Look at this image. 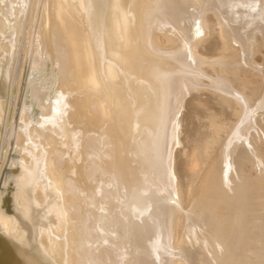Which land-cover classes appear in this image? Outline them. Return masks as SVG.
Returning <instances> with one entry per match:
<instances>
[{
  "label": "bare ground",
  "instance_id": "1",
  "mask_svg": "<svg viewBox=\"0 0 264 264\" xmlns=\"http://www.w3.org/2000/svg\"><path fill=\"white\" fill-rule=\"evenodd\" d=\"M32 3L37 26L32 30L29 23L27 33L22 30L9 80L5 68L12 57L3 50L8 51L13 40L7 12L14 3L0 0V127L3 119L6 127L16 82L17 118L9 135L14 143L26 144L21 156L11 150V163L2 174L0 166V264H187L199 251L209 254L205 263L264 264L263 230L256 237L246 230L230 237L225 222L236 220V226L245 229L251 224L248 216H254L261 228L255 208H261L264 191L259 189L264 184V74L262 81L248 78L254 84L250 81L245 92L234 89L233 74L217 76L213 87L237 97L239 112L228 110L236 113L232 118L218 114L214 95L207 96L205 108L193 106L203 121L183 134L185 146L174 148L181 144V95L187 96L188 89L202 83L199 77L209 74L196 54L201 46L197 39L215 21L214 49L239 48V59L232 53L220 55L219 72L238 71L236 64L248 62L252 51L264 45V0ZM19 5L22 16L26 4ZM23 46L25 58L18 65ZM25 61L32 68L25 73L27 79L54 78L47 102L42 83L41 88L35 84L19 93ZM27 91L33 99L39 97L34 127ZM220 98L225 104L235 101ZM55 140L59 144L51 153ZM176 155L184 171V200L173 175ZM247 169L256 174L253 193L241 190ZM211 221L212 230H203ZM223 241L231 246L228 263L217 251ZM241 247L252 249V261L246 263L240 256Z\"/></svg>",
  "mask_w": 264,
  "mask_h": 264
},
{
  "label": "rangeland",
  "instance_id": "2",
  "mask_svg": "<svg viewBox=\"0 0 264 264\" xmlns=\"http://www.w3.org/2000/svg\"><path fill=\"white\" fill-rule=\"evenodd\" d=\"M12 3H14V7H13V9H11L12 11H9V12H7V16H8V19H9V21H10V24H11V33H12V37L11 38H13V40L11 41V46H10V49L7 51V50H3L4 52H6V54H8L10 57H12V59L8 62V64H7V68H5V74L6 75H8V76H10L9 77V80H10V78H11V76H12V73H13V69L11 68V67H14L15 66V64H16V57H17V48L19 47V45H20V39H21V34H22V30H24L23 32L24 33H27V31H28V28H30V26H31V29L32 30H34L35 29V27L37 26V22H36V12H37V9L35 10L33 7H34V3H32V2H35L34 0H10ZM22 1H24L25 2V6H26V13L24 14V15H22V16H20V14H19V10H20V5H19V2H22ZM28 1V2H27ZM27 2V3H26ZM29 4H31V6H29ZM28 7H29V10H28ZM32 8V9H31ZM27 11H28V13H27ZM35 11V12H34ZM30 12V13H29ZM207 13V15H208V18H209V21L211 22V21H214L213 20V18H212V16H211V13L210 12H208V11H206ZM13 13V14H12ZM33 13V14H32ZM209 13V14H208ZM26 14L28 15V16H26ZM35 15V16H34ZM25 16H26V20H27V26H25V28L26 29H23V23H24V20H25ZM34 18H33V17ZM13 21H12V20ZM210 19H212V20H210ZM31 21H33V22H31ZM210 22L208 23V25H211V24H214L213 26H208L209 28L208 29H206L203 33H202V35H201V37L200 38H198L197 39V42H196V45L198 44V42L199 43H201V46L200 45H197V46H199V48L196 50V54H198L200 57H202V64H201V67L204 69V71L206 72V71H209L208 73L209 74H207V76L206 75H202V76H200V77H202L201 78V80L203 79V81H201L200 80V77H199V81L200 82H202V83H197V85L195 84V86L196 87H198L197 89H196V87L194 86L193 88L191 87L190 88V92H188L189 91V89L187 90V96L185 95L186 94V92H184V95H181V98H183V99H181V103H182V106H183V110H182V113H183V117H181V119H180V122H179V135H178V138L181 140V144L180 145H176L174 148H175V150L177 151V150H179V149H181L183 146H185V138L184 137H182L183 136V134H187V132L189 133V131L191 132H193V128L194 127H196L200 122H202L203 121V118L201 117V118H198L197 117V113H196V111H195V109H200V107L199 106H201V107H204L205 108V106H204V102H205V98H207V96H208V98L209 97H211V96H213L214 95V97H212V103H213V101L214 102H216L217 104H215V110H216V112L218 113V114H221V115H224V116H228V117H230V118H232L233 116L235 117L236 116V113H233V112H239V106H240V103H239V101H238V99H235V98H237V97H235L234 95H232V94H227V93H225V92H223V91H220V89L218 90V88H216L215 86L213 87V85H212V82H213V80H216V78H217V76H219V77H222V75L223 76H227V77H229V76H231L232 74V76L229 78L230 80H231V83H232V85H233V87H234V89L237 91V92H245L246 91V89L247 90H249L248 88H250L252 85H251V82H252V84H254V79L256 80V79H261V81L263 80V78H262V76L260 77V74L262 73V75L264 74V45H261V46H258L257 48H255V49H257V50H253L252 51V53L254 54H251L252 55V57H250L251 59L248 61L249 62V64H248V62H243V65L246 67V66H248L249 68H244V66L242 65V62H239V63H237V64H239L238 66H237V64H236V67H238V71H236L235 70V68L234 69H232L231 71H226V72H224L225 70H223V72L224 73H226V74H224L223 72H219V71H222V69H221V66H219L220 65V55L221 54H227V53H232L233 55H235V56H237V52H235L236 50H238L239 48L238 47H235L236 49H234V48H231L230 50H227L226 52H223V51H221V50H216L217 48L214 46L215 45V43H214V39H215V37H212L213 35H214V31L213 32H211V29H214V30H216L215 28L217 27L218 28V26L215 24L216 22L214 21L213 23L211 22V24H210ZM29 23H30V26H29ZM32 23V24H31ZM21 26V27H20ZM215 26V27H214ZM213 27V28H212ZM219 33V32H218ZM20 37V38H19ZM213 40V42H212V40ZM154 40L157 42V39H155L154 38ZM201 41V42H200ZM209 41V42H208ZM203 43H205V44H203ZM210 43V45H208ZM203 45V46H202ZM204 46H205V48H204ZM27 47V46H26ZM24 46H23V49L22 48H20V57H18V65L20 64V61L21 60H23L24 58H25V50H24ZM28 48H31L30 47V45L28 46ZM211 48V49H210ZM214 48H216V49H214ZM238 48V49H237ZM259 48H262V49H260V51H259ZM208 49V50H207ZM213 49V50H212ZM24 50V51H23ZM216 50V51H215ZM3 51H0L1 53H3ZM23 51V52H22ZM214 53H213V52ZM256 53H255V52ZM258 51V52H257ZM263 51V52H262ZM208 54H207V53ZM218 52H220V53H218ZM0 53V54H1ZM201 53V54H200ZM263 53V54H262ZM24 54V55H23ZM215 56H214V55ZM206 55V56H205ZM210 55V56H209ZM24 56V57H23ZM214 56V57H213ZM205 57H209L210 58V60H207V58H205ZM218 57H219V59H218ZM215 58V60H213V59ZM206 59V60H205ZM213 61H212V60ZM217 59V60H216ZM237 59H239V57L237 56ZM252 60H254V61H252ZM254 63V64H256V66H257V68H256V66H254V64L252 63V62ZM259 61V62H258ZM15 62V63H14ZM205 62H209L208 64L209 65H207V63H205ZM211 62L213 63H215V65L214 64H212L213 66H215L214 67V69L212 68V66H210L211 65ZM217 62V63H216ZM25 63H26V66H25V69H24V75H23V77L25 78V79H22V82H21V90L19 91V93H23V91L24 90H29L30 89V86L31 85H37V87H39V88H41V86H42V88H41V91H45V95H47V96H45L46 98L44 99V97H43V102L45 101V102H47L48 100H49V96L51 95V93L53 92V90L55 89V88H53L54 87V78H47V79H45V82H44V79H40V77L39 76H37V77H34V78H30V79H27V75L25 74L26 72L28 73V69H29V65H28V63L29 62H26L25 61ZM219 63V64H218ZM13 64V66H11ZM204 64V65H203ZM217 64V65H216ZM253 64V65H252ZM261 65L262 64V69H263V71L261 72L260 71V67L261 66H259L258 67V65ZM6 65V64H5ZM206 65V67H204ZM251 65V66H250ZM207 66H209V67H207ZM241 66H243V68L241 67ZM4 67H6V66H4ZM28 67V68H27ZM220 67V68H219ZM206 68L208 69V68H210V70H206ZM239 68H242L241 69V71L239 72ZM257 69L258 71H260V73L259 72H256L257 73V75L255 74V71H257V70H254V69ZM260 68V69H259ZM9 69V70H8ZM216 69V70H215ZM218 69V70H217ZM237 69V68H236ZM29 70H32V68H30ZM213 72V73H211V72ZM235 71H236V73H235ZM215 72H217L218 73V75H217V73L215 74ZM254 72V73H253ZM40 73H42V71L40 72ZM220 73H221V75H220ZM231 73V74H230ZM239 74V73H241V74H239V75H236L235 76V74ZM29 74H30V71H29ZM229 74V75H228ZM25 75H26V77H25ZM240 75H241V77H243L242 79L241 78H239L240 77ZM256 75V76H255ZM255 77V78H254ZM235 78V79H234ZM236 78H238V79H236ZM250 78H253L252 80L253 81H251V80H249ZM53 79V80H52ZM37 80H39V81H37ZM40 80H42L41 82H40ZM237 80V81H236ZM242 82H241V81ZM248 80V81H247ZM208 81V82H207ZM240 82V83H237V82ZM251 81V82H250ZM24 82V83H23ZM39 82V83H38ZM51 82V83H50ZM25 83H27V84H25ZM31 83V84H30ZM38 83V84H37ZM42 83V84H41ZM48 83V84H47ZM207 83V84H206ZM243 83V84H242ZM247 84V86H244V85H246ZM17 83L15 82V83H13V88H12V99L10 100V103H11V107H10V110H9V116H8V119H7V123H6V127H5V129H4V127L2 126V125H4L3 123H4V119L2 120L3 121V123H2V125H1V127H0V137L2 138V136L4 135V138L2 139V141H1V139H0V143L1 142H3V145H2V147H1V152H0V160L2 161V164H1V162H0V166H1V174L2 173H4L5 172V170L8 168V165L11 163V161L9 160V156L11 155L10 153H11V150H19L20 152V154H18V156H21V150H23V148L26 146V144H23V145H18V144H16V143H14L15 141H14V139H12L13 138V136L11 137L10 135H9V129H10V127L12 128V126L14 127V125H15V123H16V118H17V115L15 114L16 112H14L13 111V102H14V97H15V93H16V88H17V85H16ZM39 84H41V86L39 85ZM44 84V85H43ZM211 84V85H210ZM239 84H242L243 86H241V85H239ZM39 85V86H38ZM45 85H46V87L48 86V88L50 87V88H52V90L49 88H45ZM52 85V86H51ZM200 85V86H199ZM249 85V86H248ZM43 86H44V88H43ZM210 86H212L213 88H214V90H216V91H214L213 90V88L211 89L210 88ZM245 87V88H244ZM25 88V89H24ZM216 88V89H215ZM23 89V90H22ZM46 89H47V91H49V94H48V92H46ZM193 89H195L194 91H195V93H194V91H193ZM200 89H202V90H200ZM198 90L200 91L199 92V94H200V97L202 96L203 98L202 99H200V97H196V96H198ZM208 90V91H207ZM210 90V91H209ZM206 93H205V92ZM212 91H214L213 93H211ZM217 91H219V92H217ZM51 92V93H50ZM191 92H193L192 93V95H190L191 94ZM209 92V93H208ZM221 92H223V93H221ZM28 93V94H27ZM188 93H190L189 95H188ZM215 93V94H214ZM225 93V94H224ZM183 94V93H182ZM218 94V95H217ZM229 97H228V96ZM184 96V97H183ZM216 96H217V99H220V100H216L215 98H216ZM218 96H219V98H218ZM225 97V99H226V102L228 101V102H231L232 100L234 101V102H231V104L233 105L234 104V107L230 104V103H226V104H229V105H226L225 104V100H223V102H221V99H224V98H220V97ZM235 98H234V97ZM27 97V98H26ZM26 97H25V99L28 101V103H29V112L30 113H32V114H30L31 115V117H30V123H31V125L34 127L35 126V124H37V119L34 117L33 118V116H34V114L36 115V114H38V112H39V106H38V104H37V101H38V96L37 97H35L34 99L30 96V93L27 91L26 92ZM190 97V98H189ZM195 97L197 98L196 100H195ZM37 98V99H36ZM214 98V99H213ZM233 98V99H232ZM47 99V100H46ZM189 99V100H188ZM191 99V100H190ZM198 99H200L199 101H201V102H199L198 103ZM204 99V101H202ZM211 99V98H210ZM185 100H188V101H185ZM34 101V102H33ZM190 101V102H189ZM238 101V102H237ZM188 102V103H187ZM221 102V103H220ZM35 103V104H34ZM194 103V104H193ZM204 103V104H203ZM238 103V104H237ZM7 102L5 103V105L7 106ZM37 104V105H36ZM222 104V105H221ZM223 104H225V105H223ZM235 104H236V106H235ZM34 105V106H33ZM191 105V106H190ZM198 105V106H197ZM203 105V106H202ZM221 105V106H220ZM6 106H4V109H3V113H4V115H6V112H5V109H6ZM33 106V107H32ZM196 106V107H199V108H195L194 109V107ZM213 106H214V103H213ZM226 106V107H225ZM229 106V107H228ZM232 106V107H231ZM35 107H37L36 109H35ZM221 108H223V109H221ZM226 108V109H225ZM228 108H230V109H228ZM233 108L235 109L236 108V110L234 111L233 110ZM35 111H33V110ZM202 109V108H201ZM219 109V110H218ZM203 110V109H202ZM218 110V111H217ZM228 110H230V112L231 111H233L232 113H229L228 112ZM238 110V111H237ZM12 111V112H11ZM31 111H33V112H31ZM187 112V113H186ZM11 114H12V116H11ZM185 114V115H184ZM187 114V115H186ZM233 116H232V115ZM185 116V117H184ZM10 117H12V118H10ZM5 118V117H4ZM15 118V119H14ZM184 118V121L182 120ZM185 119H187V124H186V122H185ZM15 120V121H14ZM34 120V121H33ZM11 121H12V123H11ZM183 121V122H182ZM33 122V123H32ZM182 122V123H181ZM181 123V124H180ZM10 124H12V125H10ZM196 124V125H195ZM182 126H185L184 127V129H183V127ZM189 126V127H188ZM192 126V127H191ZM194 126V127H193ZM181 127V128H180ZM186 127H188V128H186ZM2 128V129H1ZM191 128V129H190ZM180 129H181V131H180ZM5 130V131H4ZM11 130V129H10ZM14 130H12V133H14L13 132ZM183 131V132H182ZM29 132H31V131H29ZM11 133V132H10ZM32 134V133H31ZM10 136V138H9V140H11V141H9L8 142V137ZM183 140V141H182ZM59 141L58 140H55L52 144H53V146H52V148H53V150L51 149V153H54L55 152V147L56 146H58V143ZM14 143V144H13ZM8 147H7V146ZM177 147V148H176ZM8 148V149H7ZM7 149V150H6ZM5 151H7V155H6V152ZM5 152V153H4ZM6 156H5V155ZM10 154V155H9ZM3 156H5L6 158H4V160L6 161H4V160H2L3 159ZM177 156V157H176ZM175 156V159H176V161H175V159H174V163H173V165L172 166H174V168H173V170H175V171H173V175H175V181H176V186H177V188H178V190H179V193H180V197L182 198V200H184V191H185V184H183V173H184V171H181V167H179L180 166V164H177V160H179V157H178V155H176ZM8 162V163H7ZM179 163V162H178ZM263 165V164H262ZM264 166V165H263ZM262 166V169H261V174L264 176V167ZM179 167V168H178ZM250 169V168H249ZM249 169H247V171H245V172H247V177L244 179V183L243 184H245L244 185V187H242L241 188V190L242 191H244V192H251V193H253L254 192V190L256 189L255 187H253V185L251 184V183H253V178H254V176H256V174H255V172H253L252 170V172H250V170ZM4 171V172H3ZM254 175H253V174ZM251 179V180H250ZM249 183V184H248ZM184 186V187H183ZM263 186V187H262ZM253 188V189H252ZM258 189V188H257ZM259 189L261 190V191H263L264 190V184H262V185H260V187H259ZM264 192V191H263ZM263 192H261V195H260V197H259V200H260V202L262 203L261 204V208H259L258 209V207H256L255 208V210L257 211V213H259V215H257L258 217H261V221H258V224H260L261 223V228L260 227H258L257 226V222H255L254 221V219H255V217L254 216H248V218L251 220V224L250 225H248L249 227H246L245 229H241V228H239V227H237L236 226V224H237V222H236V220H226L225 222H228L227 224V226H228V228H229V230H230V233H231V236L230 237H233V235L234 236H236V235H238V234H241L242 232H244L245 230L248 232L249 231V235H251V236H253V237H256V233L258 232V230L259 229H262L263 230V232H264V213L262 212V210L264 211V193ZM183 193V194H182ZM260 210V211H259ZM233 221V222H232ZM260 222V223H259ZM236 223V224H235ZM253 224V225H252ZM251 225H252V227H251ZM213 226H214V224H212V221L211 222H207L206 224H205V226H204V228H203V230H205L206 229V231H210V230H212V228H213ZM206 227V228H205ZM232 227V228H231ZM247 228H248V230H247ZM256 231V232H255ZM203 234V233H202ZM255 235V236H254ZM226 236L227 235H224L223 234V237L224 238H226ZM255 240H256V238H255ZM239 243V244H238ZM242 243L241 242H237V245H236V247L238 246V247H240V245H241ZM252 247H253V245H251ZM250 246V247H251ZM231 248V246H229L228 244H226V242H219V244L217 245V251H218V253L219 254H221V255H219L220 256V259L221 260H223L224 262H229V261H231L232 260V258L230 257V254H229V249ZM239 249V254H240V256H243L244 257V259L246 260V263L247 262H249V261H252L253 259H252V257H253V254H252V249L250 248V250L249 249H246V248H244V247H241V248H238ZM241 250V251H240ZM225 252L227 253V254H225ZM247 252V253H246ZM244 253V254H243ZM208 255L209 254H206V253H204L203 251H199V252H197L195 255H192L191 257H190V259H188V263L187 264H210V263H205L204 262V259L206 258V257H208ZM226 257V258H225ZM228 257V258H227Z\"/></svg>",
  "mask_w": 264,
  "mask_h": 264
}]
</instances>
